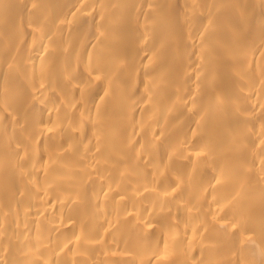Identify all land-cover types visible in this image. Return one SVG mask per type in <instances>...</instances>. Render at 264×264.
Instances as JSON below:
<instances>
[{"label":"bare ground","instance_id":"bare-ground-1","mask_svg":"<svg viewBox=\"0 0 264 264\" xmlns=\"http://www.w3.org/2000/svg\"><path fill=\"white\" fill-rule=\"evenodd\" d=\"M0 264H264V0H0Z\"/></svg>","mask_w":264,"mask_h":264}]
</instances>
